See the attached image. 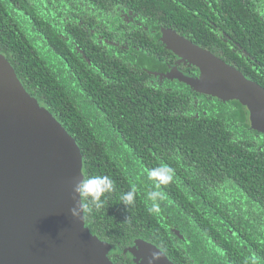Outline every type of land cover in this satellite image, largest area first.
<instances>
[{
	"label": "trees",
	"instance_id": "16d2710c",
	"mask_svg": "<svg viewBox=\"0 0 264 264\" xmlns=\"http://www.w3.org/2000/svg\"><path fill=\"white\" fill-rule=\"evenodd\" d=\"M138 22L171 29L264 82V0H0V53L75 138L84 175L113 179L105 206L84 215L114 264H136L124 251L138 239L174 264H264V163L243 141L249 134L229 123L244 105L231 103V115L222 103L217 117L216 97L180 82L155 88L143 67L155 66L147 53L161 44L143 46ZM125 27L123 51L112 43ZM160 164L174 180L149 213L155 189L146 173ZM132 189L135 202L125 206Z\"/></svg>",
	"mask_w": 264,
	"mask_h": 264
},
{
	"label": "water",
	"instance_id": "95a60500",
	"mask_svg": "<svg viewBox=\"0 0 264 264\" xmlns=\"http://www.w3.org/2000/svg\"><path fill=\"white\" fill-rule=\"evenodd\" d=\"M161 40L200 71L193 78L174 68L166 78L224 102L239 101L251 113L252 128L264 132V88L173 30H161ZM83 168L75 138L27 92L0 53V264H114L111 246L91 233L85 215H70ZM152 252L161 254L158 264H174L141 239L124 251L136 264H147Z\"/></svg>",
	"mask_w": 264,
	"mask_h": 264
},
{
	"label": "flooded vegetation",
	"instance_id": "af4514ba",
	"mask_svg": "<svg viewBox=\"0 0 264 264\" xmlns=\"http://www.w3.org/2000/svg\"><path fill=\"white\" fill-rule=\"evenodd\" d=\"M122 12V15L124 16V18L127 19L128 24H132L133 22L136 21V15L137 14H133V11L130 10L128 11V13L124 12L123 9H120ZM138 28H141V36L142 38L145 39V41L143 42V46H147L150 49L153 48V40L158 39L157 42L160 41V46H158V52L156 53L155 56H153V53L151 51H149V53H147L148 57L150 60H153V64L155 66L152 67V69H149L148 67H143V70L146 72V74L149 76L148 78L150 81V84H153L155 88H159V87H163L164 89H168L167 84H175V83H179V81L175 80H170L168 78H166L164 75L168 74V72L174 68H177L180 72H182L184 75L189 76V77H199L200 76V71L199 69H197L194 66H191L188 63H185L182 61V59L177 56L176 54H174L172 51H170L167 46L162 42L161 40V30L166 29V28H159L158 31L154 30L153 27L150 26H145L141 23H136ZM168 29V28H167ZM171 30V29H169ZM127 32V28H123L122 30L119 29V37H117V41H115L114 44L115 47H120L121 50L125 51L128 50L129 44L130 42L128 40H126L128 37H130V35ZM181 35V34H180ZM183 36V35H181ZM184 37V36H183ZM186 38V37H184ZM133 39V37H132ZM130 39V40H132ZM231 48H233L234 53H241V47L240 49L234 48V46H231ZM117 55L121 56V57H125L124 54H122L121 52L117 51ZM137 57V56H135ZM240 57L243 59L244 62H246V65L248 64V66L250 68H255V64H252L253 61V57L250 56L249 54H247V56L244 55H240ZM220 58V57H219ZM222 59V58H220ZM224 60L226 63H228L231 66H234L235 68H237L238 70L239 67L237 65L236 62H232L229 63L228 61ZM241 61V59H240ZM246 65L244 66L246 68ZM196 68V70L194 68ZM257 69V68H255ZM241 71V70H240ZM246 77L256 83H258L262 88H264V82L263 81H256L254 79H252L250 76L246 75ZM148 78L146 80H148ZM197 93V92H196ZM233 102H238V101H229L228 104H224V101L215 98L213 99V114L215 116H219V114L221 113V109L220 107H222V103L223 105H229V108L227 109L229 114L234 115L235 110H236V106L237 105H233L231 103ZM237 104V103H236ZM244 110L242 113H240V116H234L229 118L230 122L233 126H235L238 130L239 127L243 128V133H248V137L244 136L243 137V141L244 142H249L253 145V147L255 148L254 151L257 152L259 161L261 163H264V132L263 131H259V130H255L252 128V121H251V113L249 111V109L246 106H243ZM248 143V145H249ZM134 260V259H133Z\"/></svg>",
	"mask_w": 264,
	"mask_h": 264
},
{
	"label": "clouds",
	"instance_id": "9594fccd",
	"mask_svg": "<svg viewBox=\"0 0 264 264\" xmlns=\"http://www.w3.org/2000/svg\"><path fill=\"white\" fill-rule=\"evenodd\" d=\"M149 180L153 181L155 190L147 193V200L151 202L149 213L160 211V201L165 199L162 186H167L174 180V170L166 164L149 169L146 173ZM114 181L108 175L94 174L80 177L73 187V200L78 202L70 209V215L74 220H81L85 212L91 214L95 210L102 209L107 203V195L114 191ZM136 190L132 189L122 194L125 206H131L135 202ZM147 264H158L161 254L152 252L147 258Z\"/></svg>",
	"mask_w": 264,
	"mask_h": 264
}]
</instances>
